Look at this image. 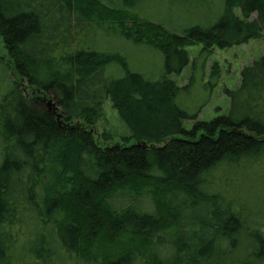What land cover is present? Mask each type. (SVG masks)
I'll list each match as a JSON object with an SVG mask.
<instances>
[{
    "label": "trees",
    "instance_id": "16d2710c",
    "mask_svg": "<svg viewBox=\"0 0 264 264\" xmlns=\"http://www.w3.org/2000/svg\"><path fill=\"white\" fill-rule=\"evenodd\" d=\"M223 1L212 27L178 35L100 0H0V38L20 80L0 58V264H264V209L256 190L255 205L239 191L248 176L264 193V55L223 90L228 113L210 121L180 109L184 88L169 79L188 66L186 46L201 45V71L214 49L262 38L264 0ZM90 26L160 51L162 75L81 47ZM218 80L214 65L207 85ZM105 102L133 144L96 143L89 129Z\"/></svg>",
    "mask_w": 264,
    "mask_h": 264
},
{
    "label": "rangeland",
    "instance_id": "374dc122",
    "mask_svg": "<svg viewBox=\"0 0 264 264\" xmlns=\"http://www.w3.org/2000/svg\"><path fill=\"white\" fill-rule=\"evenodd\" d=\"M100 1L109 8H124L122 0ZM223 8V0H140L133 8L125 7L124 9L141 20L162 25L173 33L183 35L193 27H200L202 29L212 27L223 13ZM235 13L241 17L238 10ZM251 18L254 19L255 15H252ZM103 27L108 30H115L117 25L106 22ZM125 28L127 30L131 29V24L126 23ZM79 39L80 46L83 48L124 56L128 63V69L131 72L142 74L145 78L153 76V80H157L163 73V55L160 51L152 47L128 41L119 34L104 32L98 26H90L86 32H83ZM184 49L189 58L188 66L180 75L169 76V79L178 87L184 88L178 97L177 104L180 109L190 115L199 112L197 121H210L218 116L227 115L229 99L223 90H236L240 85L241 70L251 65L254 61L259 60L264 55V34L261 39L251 40L240 46H234L224 50L214 49L211 56L206 59L203 70H201L203 75L198 68L193 69V62L197 59V64H200V60H202V58L200 59L201 45L191 44ZM0 58L4 66H9L7 69L8 77L20 82L18 77L13 73L12 62L7 55L1 38ZM214 65L218 67L219 80L211 89V85L207 84L209 83L211 69ZM108 74L116 77L121 75H118L114 68L111 73L108 71ZM191 77H193V82L189 85ZM4 79L5 72L0 66V96L6 91ZM21 85L22 91H25L24 88H26L27 84L21 81ZM38 94L41 93L38 91ZM42 97L47 99L46 103L52 100L47 96L42 95ZM52 103L54 102L52 101ZM45 107L48 109L46 104ZM55 107L57 108L56 105ZM77 122H80L82 125H87L83 121H73L74 124ZM191 125V121L183 122V126L186 129H190ZM89 130L93 133L96 143L100 146L116 144L123 146L127 144L126 142H130L129 144L134 143V141L130 140L131 133L129 129L121 121L110 102H105L99 106L98 118L90 126ZM253 182V178L248 176L241 178L239 187L240 196L245 201L250 202L249 204L251 205H255V198L258 196V204L264 209V198L263 200L261 199L264 193L261 191V188L258 189L260 180H256L257 188L256 183ZM254 191L257 193L255 198L249 196L254 194ZM259 214L263 215L262 213ZM167 230L168 232L174 231L173 228H168Z\"/></svg>",
    "mask_w": 264,
    "mask_h": 264
},
{
    "label": "water",
    "instance_id": "95a60500",
    "mask_svg": "<svg viewBox=\"0 0 264 264\" xmlns=\"http://www.w3.org/2000/svg\"><path fill=\"white\" fill-rule=\"evenodd\" d=\"M46 106H47V110L48 112H50L51 114L55 115L56 116V119H60V116L59 114L57 113L58 112V109L55 107L54 103H52V100H49L47 103H46Z\"/></svg>",
    "mask_w": 264,
    "mask_h": 264
}]
</instances>
